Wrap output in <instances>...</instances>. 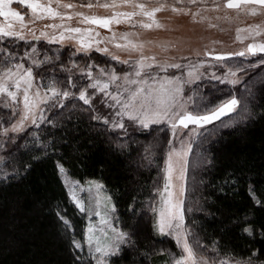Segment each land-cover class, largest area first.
I'll return each instance as SVG.
<instances>
[{"label":"trees","instance_id":"obj_1","mask_svg":"<svg viewBox=\"0 0 264 264\" xmlns=\"http://www.w3.org/2000/svg\"><path fill=\"white\" fill-rule=\"evenodd\" d=\"M0 36L7 59L19 57L31 45L39 44L38 39ZM48 44L51 46L42 45L39 50L48 56L51 65L45 64L46 59L36 68V74L43 79L52 76L61 82L59 66L67 60H78L72 54L77 48L72 44L70 49L64 48L58 42ZM73 79L77 81L76 77ZM65 84L66 80L59 85L65 88ZM200 85L199 105L211 101L209 106L215 107L232 95L248 105L246 114L239 107L240 117L231 124L222 127L212 124L193 142L192 155L196 149L201 158L192 176L186 179V225L203 249L213 250L214 242H218V250L213 252L224 257L247 261L250 252L258 250L264 259V240L259 235L264 226V209L254 206L245 179L249 169L259 174L255 180L256 196L264 200V63L244 66L239 84L216 79ZM97 101L98 98H92L89 107L70 97L61 109L51 100L44 108L45 121L4 143L0 177L17 169L21 176L0 182V264H80L76 255L83 258V264H93L81 250L70 248L72 238L83 239L86 218L70 199L58 164L79 181L102 183L115 207L119 226L124 230L130 224L137 226L138 247L126 248L121 258H111L112 264H158L176 255L175 242L153 231L151 207L162 182L170 130L162 125H152L148 130L129 128L127 135L112 130L90 119V111L105 117L106 111ZM8 115L9 111L0 104V125L7 123ZM47 120L54 121L55 126ZM48 142H54L55 147L37 151L40 144ZM34 156L40 159L34 160ZM25 164H31L26 175ZM230 172L240 176V181L235 186H224ZM129 205H134L135 213ZM58 209L72 225L67 233L56 216ZM245 219L256 228L254 238L241 239L239 226L232 223Z\"/></svg>","mask_w":264,"mask_h":264},{"label":"rangeland","instance_id":"obj_2","mask_svg":"<svg viewBox=\"0 0 264 264\" xmlns=\"http://www.w3.org/2000/svg\"><path fill=\"white\" fill-rule=\"evenodd\" d=\"M89 2L96 4V0H60L61 5L67 3L75 5L74 8L68 9L62 6L58 7L57 0H40L41 4L47 5L50 3L57 12L65 15V17L67 14H73V18L71 20H68L67 18L62 20L59 16L55 18L35 19L30 9L15 2L10 5V7L23 14L24 27L21 28L20 22L16 21L12 17H1L0 24L2 25H0V27H4L7 31H20L24 35L25 39L39 40L38 45L33 44L26 51H24L23 54H20L19 57L14 55L9 59H7V51L6 58L3 54V47L1 48L0 45V54H3L0 62V73H3L6 68H13V70H15L14 65L17 63L24 65V69H21V71L31 68L33 72V80L32 87L29 90V95L30 97H35V94L39 92V97L36 98V100L38 107L42 109L43 112L45 106L51 101L48 100L50 93L46 95V89L48 86L55 81V87L57 89L63 88L59 84L63 83L65 80L67 82L68 76L71 75L72 78L76 77V83L78 82L77 87L75 89H71V91L75 92L76 96H78L81 88L89 82L87 77L81 76L80 69L86 68L89 64L94 65L92 70L93 77L99 79L101 83L107 82L109 76L101 73L100 69H105L107 73H111L115 70L120 77L119 84H123V75L125 72L132 73L134 71V62L139 59L141 54L149 57L154 56L156 62L160 64H180L181 67L179 69L169 67L166 71H161L154 66L152 69H145V72L149 77L158 76L161 80L165 78L178 77V83H180L183 87L181 95L183 96V99L187 101L189 107H192L193 105H199L197 96L198 90H201L200 84L202 82L214 81L217 79L221 83L228 82L230 84H239L242 79V68L244 66L249 63H254L256 65L264 63V52H256L253 54L247 51V46L249 44H264V13L262 12H258L256 15H251L243 8L229 9L224 6L226 0H136L138 3L147 4L149 8L156 7L159 4L165 5L161 11L155 14V20L162 25V27L158 28L155 24H153L152 28H144L142 27V24L152 23V20L148 17L137 15L131 18V23H112L110 27L106 29L98 25L80 23V17L74 15V13L77 12H83L85 15H96L98 17H108L113 14V9L111 8L105 9L103 7H93L89 9L86 6H82L87 5ZM105 2L111 3L112 0H100L101 4ZM173 7L178 8L179 11L174 12L172 10ZM115 10L132 11L133 9L131 7L122 6ZM28 20L29 22H27ZM9 24L12 25L11 29L8 28ZM51 24L63 25L65 28L80 27L82 29H91V38L87 33H65V39L60 40V33L63 31V28L46 27ZM184 26L191 33V37L184 36L180 33V28ZM238 30H240L239 33ZM256 31H259L260 34L255 35ZM42 32L45 33V35L42 36ZM96 33H99V35L96 36ZM125 33H127L126 39L122 38ZM238 35L240 37L239 39H237ZM2 40L3 38L0 36V41ZM81 40H83L85 44H91V47L81 49L79 52L72 50V54L76 55L78 60H67L59 66L63 77V80H60L61 82H57L58 80L54 79L52 76H50V79H43L42 77L40 78L37 76L35 71L38 67L37 65H41V62H44L48 58L45 53L43 54L41 52L42 50H39L40 46H51V44L48 43L58 42L61 43V45H64L62 46L64 48L67 47L70 49L69 45L72 44L79 49ZM95 40H99L100 43L97 45ZM129 41L138 45L142 44L143 47L135 51L130 47H124ZM26 42L30 43L29 40H26ZM117 45H120L121 47H117ZM97 47L107 48L108 51L107 53L98 52L96 51ZM33 49H35V51H33ZM241 51L245 52L244 56L236 55V53ZM205 52L212 53V55L205 56ZM25 53H28V55L26 56ZM218 54H224V60H216L214 57ZM113 56L118 57L119 60L112 59ZM124 60H129L132 63L124 64L120 62ZM73 61L75 62V66L73 65ZM50 62L51 60L47 59L45 64L49 67L51 65ZM149 63H151V61H149ZM62 66L70 71L62 70ZM233 72L236 73L235 76L231 75ZM189 73H191V76ZM230 81L236 82L231 83ZM65 85V89H67L68 84ZM12 90L16 91L14 87ZM108 90L110 92H116L118 90L117 84H110ZM92 92L93 90L89 88L88 93L92 94ZM232 97L239 100V105L233 112L226 113L220 118V120H217L218 122L215 121L214 125L216 127L227 126L240 117L239 113H237L239 111V107H241L240 110L244 113L247 110V101H244L243 104H241L240 98L234 95L226 100L231 99ZM92 98H98L97 102H99L103 110L106 111L105 117H107L111 122L114 117V110L102 103L105 97L101 93L96 92L95 95H92ZM46 100L47 103L44 102ZM0 104L3 108L9 111L7 123L0 125L1 159V151L5 142L12 141L17 134L23 132L28 127L37 125L41 120L40 112L34 108L33 111L36 114L37 120L35 125L32 123L31 118H29L24 122V127L21 131H9L7 136H5L4 129L11 128V125L17 123L21 116L24 115L23 88L17 92V101L11 100L5 94H0ZM124 123L127 129H140L138 126L133 125L130 121H128L127 117H124ZM158 125L167 127L170 130V141H172V143L170 144L164 159L161 179L162 182L157 188L152 201V211L154 208L156 209V212L153 211L152 225L157 219L159 209L163 206L161 194L163 193L164 197H167V192H165V161L168 159L169 150L174 148L181 151L188 148L190 145L187 153V166L184 177V187L186 189V179L192 176V173L195 171L196 163H200L199 160L201 158V152H197L196 149L192 155V144L197 137L204 133L208 126L212 124L201 129L199 134H192L191 136L189 133L191 128L194 127L193 125H190L188 129H181L180 131H177L175 135H173L167 124L161 123ZM108 127L110 128V126ZM115 130L122 131L120 129ZM60 176L70 199L73 201L70 193H74L78 199L82 200L86 208L90 207L92 209L91 212H83L86 218L85 231L91 225L96 230L95 234L97 236L102 237L100 229L108 231L109 235H111V231L107 225L101 223V221L105 219L108 220L112 227L121 228L117 221L115 211H111V208L114 205L112 200H108L109 195L106 193L102 183L89 179L79 181L78 179L69 176L66 170L63 174L60 172ZM96 184L102 185V187L97 188ZM172 191L174 193L173 198L175 199L178 196V181H176L175 176L172 180ZM97 200H99L98 205ZM187 210L188 208H186V205L183 203L184 232L190 233L188 237L189 243L193 246L197 259L205 257L208 260V264H213V261H216L218 264L220 260H230L233 264L236 261H240L241 264L245 262V260L224 257L213 252L212 249L210 251L208 249V251L203 249L201 244H199L198 240L193 237L186 225L185 216L187 214ZM96 211L100 212L99 216L96 215ZM153 231L156 235L161 236L154 229ZM84 236L80 241L83 245L81 251L89 259H91L88 256V245L84 243ZM164 236L170 237L176 244L174 236ZM180 254L181 248L177 247V253L175 256H171L166 260L162 259L158 264H171L172 260ZM92 262L95 264L94 260H92Z\"/></svg>","mask_w":264,"mask_h":264},{"label":"snow or ice","instance_id":"obj_3","mask_svg":"<svg viewBox=\"0 0 264 264\" xmlns=\"http://www.w3.org/2000/svg\"><path fill=\"white\" fill-rule=\"evenodd\" d=\"M18 3L22 6H26L31 10L35 19H44V18H55L60 17L62 20L67 18L71 20L73 14L62 15L57 12L51 4H41L40 0H0V17H12L16 21L20 22L21 28L24 27V16L21 12L13 10L10 5L13 3ZM58 7L64 8H74L75 5L71 3L60 4V0H57ZM86 6L91 9L93 7H103L105 9H113V14L108 17H98L96 15H85L83 12L74 13L75 16L80 17V23L98 25L100 27L108 29L112 23L120 24L122 22L131 23V18L137 15L148 17L152 20V23H144L142 27L152 28L153 24L156 27H162L156 20L155 14L161 11L165 5L159 4L156 7H151L145 3H138L136 0H112L111 3H100V0H96V4L89 2ZM122 6L131 7L132 11H116L115 9ZM226 8H243L251 15H256L258 12L264 13V0H226L224 5ZM174 12L179 11L178 8L173 7ZM46 27L52 28H63V31L60 33V40L65 39V33H87L91 38V29H82L80 27H64L63 25L51 24ZM8 28L11 29L12 25L9 24ZM240 30H238L239 33ZM260 32L256 31L255 35H259ZM0 35L2 36H15L19 39H25L24 35L20 31H5L4 27H0ZM45 35V33H41ZM99 33H96L98 36ZM127 33L123 34L122 38L126 39ZM239 35L237 39H239ZM54 39V38H53ZM95 43L98 45L99 40H95ZM91 47V44H85L83 40L80 41V48L77 49L79 52L81 49H87ZM117 47H121L117 45ZM124 47H130L132 50H139L143 47L142 44H135L128 42ZM35 51V49H33ZM96 51L107 53V48H96ZM247 51L249 53L264 52V44H249L247 46ZM27 56L28 53H25ZM212 53L205 52V56H210ZM236 55L244 56L245 52L241 51L236 53ZM218 61H222L225 58L224 54H218L214 57ZM112 59L119 60L118 57L113 56ZM151 61V63H149ZM124 64H130L129 60L120 61ZM35 63V61H34ZM75 66V62L73 61ZM39 66V65H37ZM155 68L160 69L161 71H166L167 68H176L181 67L177 63H165L160 64L156 62L154 56H144L140 55L139 59L134 62V71L132 73L125 72L123 75V84H119L120 77L113 70L111 73H107L105 69H100L101 73L107 74L109 79L105 83H101L99 79L93 77V67L94 65L89 64L86 68H81V76L87 77L88 83L81 88L78 96L76 93L71 91L77 87V83L73 80L72 76L69 75L67 78L68 88H59L55 87V81L48 86L46 89V95L48 100H55L59 107L63 109L65 107L64 101L68 100L70 97H75L79 101H82L84 105L91 106L92 104V95H95L96 92L101 93L105 99L102 101L107 107H110L114 110V117L109 121L107 117H102L98 114L89 113L90 119L93 121L102 122L106 126H110L111 129H120L125 135H127V128L124 123V117H127V120L130 121L133 125L138 126L142 130H148L150 125H158L161 123L167 124L171 129L173 135L180 131L181 129H188L190 125L194 127L191 128L189 135L199 134L200 130L205 128L207 125L214 124L215 121L219 120L226 113L233 112L239 105V100L235 97L221 102L215 107H210L211 101L208 104L203 105H193L189 107L187 101L183 99L181 93L183 92V87L178 83L179 78H165L161 80L158 76L149 77L145 72V69ZM13 68H6L3 73H0V94H5L13 101H17V92L23 88V104H24V115L21 116L20 120L11 125V128L4 129V135L7 136L9 131L18 132L21 131L24 127V122L31 118L32 123L35 125L37 123L36 114L33 111L35 108L40 112V120L45 121L43 110L38 107L36 98L39 97V92L35 94V97H30L29 90L32 87L33 72L31 68H27L24 71V65L17 63ZM62 70L70 71L67 68L62 66ZM191 76V73H189ZM231 75L235 76L236 73L233 72ZM151 81V82H150ZM10 82V84H9ZM223 82V81H222ZM235 83L236 81H230ZM112 83L117 84L118 90L116 92H110L109 85ZM15 88L16 91H13L12 88ZM93 90L92 94L88 93V89ZM191 99V98H189ZM111 101V102H109ZM47 103V100L44 101ZM56 105H53L55 107ZM88 109H86L87 111ZM118 118V119H117ZM48 123L55 126V122L52 120H47ZM222 122V121H221ZM172 141H169L171 144ZM49 147H55L54 142L42 143L37 147V151H47ZM190 148V145L188 146ZM188 148L178 151L174 148L170 149L168 152V159L165 161V192H167V197L165 198L163 193L161 194L162 207L159 209L157 214V219L153 224V229L157 231L161 236L172 235L176 240L177 247L181 248V254L178 257H175L171 264H208V260L205 257H200L197 259L196 252L193 246L189 243L190 233L184 232V212H183V197L185 195L184 187V177L187 166V153ZM34 160H39L40 157L34 156ZM59 171L63 174L65 169L62 165H57ZM31 169V164L23 165V174H27ZM243 175V173H241ZM257 173H253L251 169L248 170L245 179L247 180L248 192L253 200V204L256 208L264 209V200L256 196V186L255 180ZM21 172L17 169L15 172L8 174L5 173L0 177V182L10 181L12 179H19ZM175 176L176 181H178V196L174 199V193L172 191V180ZM240 181V176H237L234 172L226 174V179L224 181V186L232 185L235 186ZM95 183V182H92ZM222 186L221 191L224 190ZM97 188L102 187V185L96 184ZM73 202L75 203L76 208L80 212H91L92 209L86 208L82 200L78 199L74 193H70ZM110 201L111 198L109 197ZM135 200V197H133ZM99 200H97V205ZM129 209L135 213L134 205H129ZM111 211H115V207L112 206ZM156 212V209H153ZM96 215L99 216L100 212L96 211ZM56 216L61 222V227L65 230V233L71 229L72 225L70 221L59 211H56ZM101 223L107 225L111 231L109 235L108 231L100 229L102 232V237L95 234L96 230L90 225L84 236V243L88 245V256L91 260L95 261V264H112L111 258H121L123 252L126 248L136 249L139 245L138 241V229L135 224H130L127 226V230L121 228L112 227L108 220H102ZM233 225L239 226L240 238L245 239L248 237L254 238L256 233L255 226L247 219L243 222L233 221ZM259 235L262 240H264V226H261ZM70 248L75 250H82L83 245L80 241L72 238L70 240ZM218 250V242H214L213 251ZM76 261L83 264V258L79 255L75 256ZM213 264H217L216 261H213ZM218 264H233L230 260H220ZM234 264H241L240 261L234 262ZM243 264H264V259H261L258 254V250H252L249 254L247 261Z\"/></svg>","mask_w":264,"mask_h":264},{"label":"bare ground","instance_id":"obj_4","mask_svg":"<svg viewBox=\"0 0 264 264\" xmlns=\"http://www.w3.org/2000/svg\"><path fill=\"white\" fill-rule=\"evenodd\" d=\"M180 33L183 34L184 36L191 37V33L185 28V26L180 28Z\"/></svg>","mask_w":264,"mask_h":264}]
</instances>
